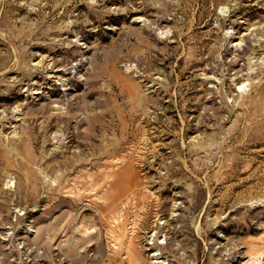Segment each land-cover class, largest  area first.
<instances>
[{
	"label": "rangeland",
	"instance_id": "obj_1",
	"mask_svg": "<svg viewBox=\"0 0 264 264\" xmlns=\"http://www.w3.org/2000/svg\"><path fill=\"white\" fill-rule=\"evenodd\" d=\"M0 264H264V0H0Z\"/></svg>",
	"mask_w": 264,
	"mask_h": 264
},
{
	"label": "bare ground",
	"instance_id": "obj_2",
	"mask_svg": "<svg viewBox=\"0 0 264 264\" xmlns=\"http://www.w3.org/2000/svg\"><path fill=\"white\" fill-rule=\"evenodd\" d=\"M242 86V85H241Z\"/></svg>",
	"mask_w": 264,
	"mask_h": 264
}]
</instances>
